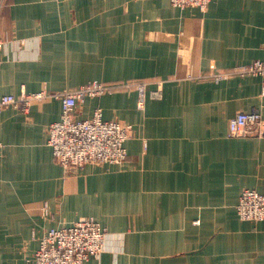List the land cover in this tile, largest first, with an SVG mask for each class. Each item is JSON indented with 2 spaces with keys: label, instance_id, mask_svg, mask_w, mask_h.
<instances>
[{
  "label": "crops",
  "instance_id": "1",
  "mask_svg": "<svg viewBox=\"0 0 264 264\" xmlns=\"http://www.w3.org/2000/svg\"><path fill=\"white\" fill-rule=\"evenodd\" d=\"M0 40V95L162 83L142 109L120 88L79 104L131 126L119 165L54 161L58 100L1 111L0 264H31L46 230L83 217L106 232L87 264H264V220L236 212L244 190L264 195V135H228L240 112L264 119V77H212L264 60V0H3Z\"/></svg>",
  "mask_w": 264,
  "mask_h": 264
},
{
  "label": "built area",
  "instance_id": "2",
  "mask_svg": "<svg viewBox=\"0 0 264 264\" xmlns=\"http://www.w3.org/2000/svg\"><path fill=\"white\" fill-rule=\"evenodd\" d=\"M0 0V6L2 5ZM175 8L194 7L205 11L211 0H168ZM0 40V50L2 48ZM2 60L0 58V67ZM232 75L264 77V60L238 66L230 72H220L212 77L221 80ZM154 85V89L151 86ZM135 91L137 107L142 109L148 99L162 98L161 82H129L113 86L90 82L73 91L33 92L21 91L18 96L0 95V113L7 107L26 113L34 102L45 99L58 100L61 114L58 121L47 127V145L52 157L64 170L85 165H119L126 159L125 142L130 137L131 126L117 121H105L99 108L89 119H77L76 110L86 98H94L112 89ZM230 137H258L264 135V119L257 111L240 112L228 121ZM3 144L0 142V156ZM47 212L46 206L43 208ZM238 217L244 221L264 220V195L254 190L241 192L236 205ZM105 229L91 217L79 218L68 226L46 230L38 240L31 264H87L104 250Z\"/></svg>",
  "mask_w": 264,
  "mask_h": 264
}]
</instances>
